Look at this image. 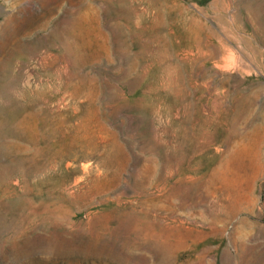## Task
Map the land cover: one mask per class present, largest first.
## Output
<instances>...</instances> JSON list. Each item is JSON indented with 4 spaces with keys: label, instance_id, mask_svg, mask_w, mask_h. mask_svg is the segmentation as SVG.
I'll return each instance as SVG.
<instances>
[{
    "label": "rangeland",
    "instance_id": "1",
    "mask_svg": "<svg viewBox=\"0 0 264 264\" xmlns=\"http://www.w3.org/2000/svg\"><path fill=\"white\" fill-rule=\"evenodd\" d=\"M0 264H264V0H0Z\"/></svg>",
    "mask_w": 264,
    "mask_h": 264
},
{
    "label": "bare ground",
    "instance_id": "2",
    "mask_svg": "<svg viewBox=\"0 0 264 264\" xmlns=\"http://www.w3.org/2000/svg\"><path fill=\"white\" fill-rule=\"evenodd\" d=\"M225 57H227V56H225ZM230 68V67H229Z\"/></svg>",
    "mask_w": 264,
    "mask_h": 264
}]
</instances>
